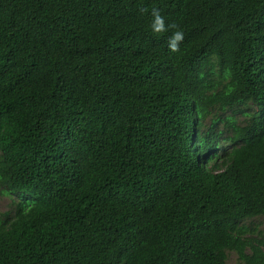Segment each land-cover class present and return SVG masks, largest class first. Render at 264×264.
<instances>
[{
    "label": "trees",
    "instance_id": "trees-1",
    "mask_svg": "<svg viewBox=\"0 0 264 264\" xmlns=\"http://www.w3.org/2000/svg\"><path fill=\"white\" fill-rule=\"evenodd\" d=\"M0 188V264H264V0H0Z\"/></svg>",
    "mask_w": 264,
    "mask_h": 264
},
{
    "label": "rangeland",
    "instance_id": "rangeland-1",
    "mask_svg": "<svg viewBox=\"0 0 264 264\" xmlns=\"http://www.w3.org/2000/svg\"><path fill=\"white\" fill-rule=\"evenodd\" d=\"M255 108L252 106H247L242 108L239 111H236L233 114V111L230 109L212 111L209 118L206 121V126L210 123V121L215 120L216 118H225V117H233L238 124H245L248 120V115ZM223 128V124H219L218 129L221 130ZM226 136V134H224ZM17 200L15 197L9 196L3 188H0V215L2 213H6L11 211L12 202ZM1 217V216H0ZM243 232L246 237H251L254 239H259L264 236V217H258L255 219H251L245 222L242 225ZM225 264H241V262L237 259L234 253H228L227 260Z\"/></svg>",
    "mask_w": 264,
    "mask_h": 264
},
{
    "label": "clouds",
    "instance_id": "clouds-1",
    "mask_svg": "<svg viewBox=\"0 0 264 264\" xmlns=\"http://www.w3.org/2000/svg\"><path fill=\"white\" fill-rule=\"evenodd\" d=\"M152 23L150 25L151 30L154 35L160 36L167 33L169 30H175L172 32V35L169 37L168 49L172 53H176L180 51V46L184 40V32L179 29L176 24H166L164 17L161 15L159 10H152Z\"/></svg>",
    "mask_w": 264,
    "mask_h": 264
}]
</instances>
